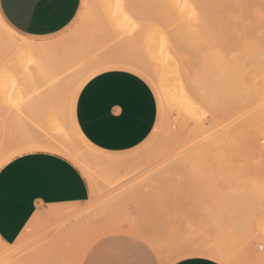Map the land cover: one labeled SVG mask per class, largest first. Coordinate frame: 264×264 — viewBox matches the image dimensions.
<instances>
[{
	"label": "rangeland",
	"instance_id": "374dc122",
	"mask_svg": "<svg viewBox=\"0 0 264 264\" xmlns=\"http://www.w3.org/2000/svg\"><path fill=\"white\" fill-rule=\"evenodd\" d=\"M104 1L81 0L76 16L62 30L47 36H31L29 38L35 41L59 40L64 46L65 43L62 38L66 39L67 37L66 42L69 41V43L67 42L64 46L67 51H65V59L68 58L70 62L78 61V64L88 61L92 63L95 69L99 67L101 62L121 59L119 57H122V59L129 58L133 62L146 63L145 65L150 68H148L150 73L153 72L152 76L155 80L158 77L157 67H159V63H180L182 64L180 74L184 78L183 82L186 87L191 86L190 92L194 95V100H197L196 105L200 101L198 104L200 107L197 106L192 115L193 117L182 115L181 111L168 104L156 92L154 78H152L154 82L146 80L151 86L158 104L157 121L150 135L134 149L115 154V157L121 159L115 163V166L112 164L113 166L103 167V165L94 164L90 167L88 173L77 166L90 185L91 197L89 206L84 212L87 211L86 213L89 214L92 211L91 219L89 218L82 225L71 228L70 231L67 227V220L58 219L55 216L51 217L52 219H43L29 229L27 240L14 251L15 253L13 251L9 252L19 244V241H17L18 244L16 242V245L13 246L0 245V264H69L71 254L76 259V248L80 245L79 241L76 242L78 244L69 242L67 240L68 233L74 234V232H77L75 234L80 239L81 237L91 238L99 232H109L106 231V227H113L114 222L115 225L120 222L119 225L128 227L129 224L125 220L132 221L130 225L133 228L135 227L132 224H136L135 229L138 230V234L141 231L149 232L151 238H156V240H152H154V243L158 242V249L150 242L152 240L147 239L146 241L141 237L142 234L144 237L145 233H140L139 236L134 231V233L127 230H113L112 232L130 233L141 238L153 249L160 260V264H168L170 259H174L170 261L172 263L176 261L175 256H180L177 251L182 247H196L199 245L206 247L221 245L228 256L227 264H264V226L261 223V221L264 222V138L262 137L264 136V87L262 80L252 78L251 75L246 74L249 69H245L246 72H243L245 70L242 71L246 74L245 76L243 74V78H236L237 75L234 74L237 67L243 65L241 68L243 69L248 66L247 62L249 63L247 46L236 39L238 38L236 37L238 31L235 32L233 19V15L236 14L235 5L226 0H216L215 2L213 0H172L174 2L171 0H117L119 4L115 2L116 0L112 3L113 0H109L110 4L108 2V5L105 6ZM197 1H199V4H197ZM221 2H224V5ZM204 4L207 5L204 6ZM116 6L123 11L120 15L126 14L129 16H123L125 17L123 18L119 15V17L118 13L121 12L117 10ZM111 7H115V11ZM215 7L216 12L214 13ZM201 14L205 15L202 21L198 19V15ZM210 14H212L211 18ZM191 16L194 20L191 19ZM188 19L192 22H188ZM68 53L70 57H68ZM98 57L103 58L100 60ZM242 57H247L246 59L243 58L242 62L244 64L241 62ZM239 63L241 65H238ZM209 64L218 65L225 72L224 78L221 80L222 88L218 91L220 95L219 108L213 106L214 110L209 108L211 105H208V101L206 102L205 99L203 100V98L193 93L197 91L194 89H200L198 88L200 86L207 90L213 85L211 76L205 73L210 66ZM17 78L18 76L14 73L1 76L0 107L3 108H1L2 110L8 108L9 111H14L17 107V109L21 108L19 105H22V101L28 100L31 93L38 90V88L37 90L35 88L38 87L40 81L36 83L32 80L27 86L19 88ZM193 79L196 81H193ZM190 83H195L194 88ZM70 88L66 87L61 100L58 97H53L56 102H54V99L51 100L53 106L50 108V113L45 112L44 119L40 118L39 124L37 120L36 122L30 119V123L28 121L23 126L15 123H12L15 124L14 126H11L12 124L9 126L4 125L6 122L4 120L7 119L2 118L0 120L4 125L0 122L2 145L6 143L5 141H8H4V134L9 137L12 136L11 134L14 136L22 132L29 133V135L43 136L47 131L46 120L50 117L53 118L52 120L62 121L70 127L69 116H67L70 93H72ZM56 99L61 103L58 101L57 104ZM216 123H218L219 128ZM213 125H215L214 129L216 127V129L221 130L217 129L218 133L215 129L219 136L215 135V132V134H211L212 131H215L214 129L212 131L208 130ZM196 126L204 127L203 130L207 132L199 127L197 129ZM224 126L227 127L221 129ZM227 128L233 130L227 142L219 144L220 146L205 147L207 139H210L209 137L212 135L213 138H216L215 136L220 137L224 134L222 130L225 131ZM257 135H260L259 138ZM74 142L76 144V141ZM252 143H255V148L252 147L254 146ZM77 144L81 151H88L87 145L82 146L84 147L82 148L79 145H82V143ZM203 147L204 149H202ZM245 147L250 149H245ZM259 150L260 152H258ZM245 151H248L249 154ZM89 152L97 155L103 154L91 148ZM234 157L238 159L234 160ZM220 165H222L221 168ZM222 167H224V170H229V173L226 171V179H228L226 181H230V184H228L229 187L231 186L230 188L227 185L228 182L224 183L225 173L223 175ZM231 169L233 172H231ZM250 169H252L253 175L248 171ZM246 170L250 174H247L246 177V173H244V177L243 172ZM240 173L241 176L243 174L242 177L246 180V183L243 178H240ZM248 175L251 176L250 181ZM230 178L236 179V182L232 183L233 181ZM228 188L229 195L230 191H235L234 193L231 192L232 195L230 196H227L226 193ZM237 188H240V192ZM236 192L239 193L238 196ZM225 201L229 204H226ZM244 202H247V205ZM231 203L232 205H230ZM129 205L135 207L133 214L129 213ZM245 206H248V211L250 209L249 212L247 211L250 216L244 211L247 209ZM227 211L230 215L232 214L230 217H228ZM256 211L258 212L253 217ZM260 212L262 213L260 214ZM222 214L225 215V219ZM238 214H240L239 217ZM234 215L235 217H233ZM241 220L244 223L247 222L244 224ZM237 221L242 223H239V225H242L239 226L240 230L237 228ZM243 225H246L247 229ZM243 227L245 229H242ZM249 227L252 228L253 232L250 231ZM58 231L62 233V240L57 242L56 235ZM86 231L90 232L92 236ZM86 235L89 237H86ZM51 239L54 241H51ZM71 244L74 245L73 248ZM31 249H33V253ZM29 250H31V254ZM188 256L196 255H182L180 258ZM74 258L72 259L73 262L75 261ZM46 260L50 262L47 261V263ZM70 262V264H74L72 261Z\"/></svg>",
	"mask_w": 264,
	"mask_h": 264
},
{
	"label": "crops",
	"instance_id": "0c3cea01",
	"mask_svg": "<svg viewBox=\"0 0 264 264\" xmlns=\"http://www.w3.org/2000/svg\"><path fill=\"white\" fill-rule=\"evenodd\" d=\"M80 4L81 0H36L24 9L23 0H0V20L15 34L35 41L29 37L51 35L66 27L76 16ZM157 117L158 104L149 83L121 68L106 69L91 76L80 89L74 107L80 133L90 144L108 154L124 153L140 145L152 132ZM90 197L87 179L66 157L42 150L17 155L0 168V241L8 246L15 244L26 227L29 231L47 218L45 212L50 208H56L58 219L67 220L70 231L91 219L93 212H84ZM128 209L131 214L135 212L132 205ZM36 213L39 216L33 219ZM75 233H68L67 240L83 241L85 245L80 250L82 254L79 251L80 259L76 264L84 261L103 264L109 260L160 264L153 249L134 234L102 232L94 239H80ZM61 234L57 233V241L62 240ZM83 242H79L81 246ZM171 264L221 263L196 255Z\"/></svg>",
	"mask_w": 264,
	"mask_h": 264
},
{
	"label": "bare ground",
	"instance_id": "6f19581e",
	"mask_svg": "<svg viewBox=\"0 0 264 264\" xmlns=\"http://www.w3.org/2000/svg\"><path fill=\"white\" fill-rule=\"evenodd\" d=\"M88 1V0H87ZM106 1V0H105ZM104 1V5H108V2L110 4V1L107 0L106 2ZM121 1V0H120ZM132 1V0H131ZM130 1V2H131ZM172 1V0H171ZM192 1V0H191ZM201 1V0H199ZM199 1H197V4H199ZM209 1V0H208ZM214 2L216 0H213ZM223 1V0H222ZM228 2H232L235 5V9H236V14L233 15V19H234V26H235V32L238 31V34L236 35V38L239 42H242L243 44H245L247 46V52L249 54V63L247 62V67L246 68H242L243 65H241V63H239L238 65H241V67H237L234 74L237 75L236 78H243V74L244 76L247 74L251 75L252 78H258L260 80H262L263 82V87H264V0H226ZM114 2L111 1V3ZM116 3L117 0L115 1ZM129 2V3H130ZM174 2V1H172ZM187 3V1H185ZM184 2V4L186 5V3ZM194 2V1H193ZM121 3V2H120ZM127 3V2H126ZM133 3V2H132ZM210 3V2H209ZM224 3V2H223ZM221 2V4H223ZM119 4V3H118ZM188 4V3H187ZM196 4V5H197ZM202 4V3H201ZM212 4V3H211ZM210 4V5H211ZM127 5V4H126ZM130 5V4H129ZM175 5V4H174ZM189 5V4H188ZM187 5V6H188ZM191 5V4H190ZM193 5V4H192ZM195 5V6H196ZM207 4H204V6H206ZM224 5V4H223ZM135 6V5H134ZM199 6V5H198ZM203 6V7H204ZM119 7V6H118ZM201 7V6H199ZM217 7V6H216ZM216 7L214 10V13L216 12ZM222 7V5H221ZM225 7V6H224ZM114 11H115V7H111ZM117 8V6H116ZM214 8V7H212ZM234 8V7H233ZM177 9V8H176ZM187 9V8H186ZM194 9V8H193ZM209 9V8H208ZM219 10V8H217ZM111 10V9H110ZM117 10L121 13H118V16L120 14H122V9L117 8ZM116 10V12H117ZM183 10V9H182ZM136 11V10H135ZM184 11H186L184 9ZM188 11V10H187ZM198 11V10H197ZM234 11V10H233ZM115 12V13H116ZM182 12V11H181ZM191 12V11H190ZM227 12V11H226ZM235 12V11H234ZM126 13V12H125ZM210 13V12H209ZM213 13V12H212ZM228 13V12H227ZM124 14V13H123ZM188 15V14H187ZM210 14V18H211ZM215 15V14H214ZM232 15V13H231ZM230 15V16H231ZM120 16H129V15H120ZM119 16V17H120ZM194 16V15H192ZM191 16V19H193V17ZM198 19L200 21H202V19L205 17V15L201 14L198 15ZM208 17V16H207ZM206 17V18H207ZM125 18V17H123ZM130 18V17H129ZM197 18V17H196ZM225 18V17H224ZM116 19V18H115ZM122 19V18H121ZM190 19V18H189ZM188 19V20H189ZM229 19V18H228ZM125 20V19H124ZM192 20H189L188 22H192ZM197 20V21H199ZM82 21V20H81ZM205 21V20H204ZM207 21V19H206ZM209 21V20H208ZM213 21V20H212ZM117 22V21H115ZM195 22V21H194ZM211 22V21H210ZM228 22V20H227ZM82 24V22H81ZM215 24V22H214ZM223 24V22H222ZM118 25V24H117ZM192 25V24H191ZM194 25V24H193ZM200 25V24H199ZM211 25V24H210ZM227 25V24H226ZM121 26V25H120ZM119 26V27H120ZM127 26V25H126ZM125 26V27H126ZM188 26V25H187ZM190 26V25H189ZM123 27V26H122ZM180 27H182L180 25ZM224 27V26H223ZM230 27V26H229ZM118 28V27H117ZM178 28V27H177ZM184 28V27H183ZM188 29V27H187ZM193 29V28H192ZM191 29V30H192ZM195 29V28H194ZM199 29V28H198ZM197 31V30H195ZM74 34V33H73ZM67 35V34H66ZM65 35V36H66ZM63 37V36H62ZM61 38V37H60ZM67 39V37H66ZM65 38H62V40L64 41V46L66 45ZM69 40V39H68ZM61 42L59 40H52V41H47V42H41V41H32L26 38H23L17 34H15L14 32H12L8 27H6L3 22L0 20V81H1V76H3L4 74H11L14 73L16 74V76H18L17 80H18V86L19 88L27 86L32 80L33 82L35 81L37 83V81H40L38 84V87H36L35 89L37 90V92L35 93H31L30 97L28 98V100H23L26 101L25 103L22 101V105L21 108L16 109L14 111H9L8 108L5 110H2L3 108L0 107V117L2 120V118H6L7 120H4V125H11L12 123L15 124H19L20 126L25 125V123L27 124L28 121L31 119L33 121H38L39 124V120L40 118L43 120L44 119V113H50V108L53 106L51 100L54 99L53 97H58L59 100H61L63 98L62 94L65 92L66 87L68 86L70 88V90H72L71 96H70V103H69V107H68V114L67 116H69V121H70V127H68L67 125H65L62 121H55L52 120L53 118L50 117L49 119H47V131L45 132V134L43 136L41 135H29V133H22L19 132V134H15L13 136V134H11L12 136H6V134H4L3 138L4 141L6 143L2 145L1 140H0V168L7 163L8 161H10L12 158H14L16 155H20L22 153L28 152V151H35V150H42V151H50V152H55L58 153L64 157H66L67 159H69L70 161H72L76 166H78L79 168H81L83 171H85L86 173H88V171L90 170V167L94 164H98V165H103V167H109L110 165L113 166L112 164H114L116 162H119L121 159H119L118 157H115V154H108L106 152H103L101 150H99L98 148L94 147L92 144H90L84 137L83 135L80 133V130L78 129L76 123H75V119H74V107H75V102H76V98L77 95L80 91V89L82 88V86L84 85V83L86 82V80H88L91 76H93L95 73L106 70V69H113V68H121V69H127L129 71H132L136 74H138L139 76H141L144 80H148V81H153L154 82V87L156 89V92L163 98L165 99V101H167L168 104H170L172 107L177 108L179 111L182 112V115H186L187 117H189L190 115L192 116L194 114V112L196 111L197 106H199V102L196 105V101L194 100L195 97L194 95L190 92V88L186 87L184 84V78H182L181 74H180V70H181V66L182 64L177 63V62H162L159 63V67L155 66L158 68V77L154 78V76H152V73H150L149 71V67H147V65H145L144 63L141 62H133L132 60H130L129 58H124L122 59V57H119L121 59H117V60H113V61H104L101 62L99 67H97L96 69L92 66V63L88 62V61H84L82 64H78L77 62H70L65 59V51H66V47H64L63 45L61 46ZM60 50V52H58ZM67 52V51H66ZM69 55V53H68ZM247 55V54H246ZM115 56V55H113ZM70 57V55L68 56ZM75 57V55H74ZM248 57V55H247ZM247 57H242L241 62L243 61V58H247ZM72 58V57H71ZM70 58V59H71ZM99 58V57H98ZM103 58V57H102ZM102 58H99L100 60ZM105 58V57H104ZM76 59V58H75ZM85 59V58H84ZM106 59V58H105ZM108 59V58H107ZM244 59V60H245ZM75 61V60H74ZM136 61V60H135ZM240 61V60H239ZM95 62V61H94ZM246 62V61H245ZM97 63V62H96ZM95 63V64H96ZM244 64V62H242ZM250 64V65H249ZM210 66L206 69V74L209 76H211L212 81H213V85L206 90V88L200 86L198 88L200 89H194L197 90L195 92H193L195 95L197 94L200 98H203V100L205 99V101H208V105L211 107L212 110H214V107L219 105V92L220 89L222 88V84H221V80L222 78H224L223 76L225 75V72L218 66L215 64H209ZM237 65V66H238ZM94 68V69H93ZM149 68V69H148ZM245 69H249L248 73L246 72ZM209 70V71H208ZM245 70V71H243ZM208 71V72H207ZM246 72L245 73H242ZM189 72V71H188ZM4 73V74H3ZM227 73V72H226ZM258 74V75H255ZM186 75V74H185ZM190 75V74H189ZM44 76V77H43ZM188 76V75H187ZM42 77V78H41ZM152 78H154L152 80ZM188 78V77H187ZM193 78V77H191ZM187 80V79H186ZM192 80V79H191ZM195 79H193L194 81ZM238 80V79H235ZM192 81V82H193ZM196 81V80H195ZM1 84V83H0ZM69 84V85H68ZM187 84V83H186ZM192 84L193 88L195 83H190ZM209 84V83H208ZM34 86V85H33ZM197 86V85H196ZM256 86V85H255ZM254 87V85H253ZM189 88V91H188ZM197 88V87H196ZM257 88V86H256ZM192 89V88H191ZM213 89V90H212ZM216 89V90H215ZM251 90L253 91V89L251 88ZM212 91V92H210ZM64 95V94H63ZM199 97L196 96V98L198 99ZM199 98V99H200ZM58 99L57 100V104H58ZM162 99V100H163ZM198 99V100H199ZM47 100V101H46ZM49 100V102H48ZM201 100V99H200ZM54 102L55 99H54ZM202 102V100H201ZM21 103V102H20ZM59 103H61V101H59ZM54 104V103H53ZM201 104V103H200ZM213 104V105H212ZM216 104V105H214ZM202 105V104H201ZM207 105V104H206ZM60 106V105H59ZM204 106V105H203ZM214 106V107H213ZM7 107V106H6ZM200 107V106H199ZM213 107V108H212ZM2 108V109H1ZM216 108H219L216 107ZM171 109V108H170ZM172 110V109H171ZM177 112V111H176ZM197 114V113H196ZM4 116V117H3ZM193 117V116H192ZM198 117V116H197ZM38 118V119H37ZM36 121V122H37ZM1 122V121H0ZM30 123V121H29ZM43 123V122H42ZM46 123V122H45ZM187 123V122H186ZM2 124V122H1ZM14 124V125H15ZM35 124V122H34ZM44 124V123H43ZM201 124V123H200ZM217 127H218V123H216ZM3 125V124H2ZM1 125V126H2ZM3 125V126H4ZM13 124L11 126H14ZM18 125V126H19ZM198 125V124H196ZM40 126L42 127V125L40 124ZM39 126V127H40ZM214 126H210L211 129L208 128V130L214 129ZM8 127V126H7ZM36 127V126H35ZM40 127V128H41ZM197 129L198 127L200 129H204V127H200V126H196ZM209 127V126H208ZM227 126L221 127V129L226 128ZM21 128V127H19ZM31 128V127H30ZM207 128V127H206ZM219 128V127H218ZM217 128V129H218ZM231 128V127H230ZM230 128H227L225 131L222 130V132L224 133L223 135H221L220 137L219 134H217L218 130L220 129H215V131H208L211 132V134L214 133L216 138H213V135L211 136V134H209L210 139H207V144L205 145L206 148L211 147H215L218 146L219 144H224L225 142H227L228 137L231 135V133L233 132V130H231ZM42 129V128H41ZM39 129V130H41ZM237 129V128H236ZM235 130V128H234ZM42 131V130H41ZM204 131V130H203ZM221 131V130H220ZM43 132V131H42ZM207 132V131H204ZM1 133V132H0ZM40 133V132H39ZM219 133V132H218ZM222 134V133H220ZM234 134V133H233ZM235 135V134H234ZM6 136V137H5ZM258 136V135H257ZM260 136V135H259ZM258 136V138H259ZM264 138V136H262ZM52 138V139H51ZM257 138V139H258ZM210 140V141H209ZM76 141L77 143H82L79 144L81 147L84 145H87L88 147V151H81L80 148H78V144H74ZM253 141V140H252ZM8 142V143H7ZM259 142V139H258ZM229 143V142H228ZM241 143V142H240ZM246 144V143H245ZM254 146L252 147H256L255 143ZM260 144V143H259ZM258 144V145H259ZM264 144V142H263ZM204 146V145H203ZM220 146V145H219ZM260 146V145H259ZM258 146V147H259ZM262 146V145H261ZM84 148V147H82ZM94 149L96 151L102 152L103 154L97 155V154H93L89 152V149ZM200 148V147H199ZM244 148V147H243ZM249 148V147H245ZM264 148V145H263ZM204 149V147L202 148ZM234 149V148H232ZM243 149V150H245ZM250 149V148H249ZM247 149V150H249ZM258 149V148H257ZM262 149V148H261ZM200 150V149H199ZM237 150V149H236ZM238 151V150H237ZM241 151V150H240ZM242 152V151H241ZM248 153V151H245ZM260 152V150L258 151ZM238 154L240 152H237ZM254 153V152H253ZM225 154V153H224ZM227 154V153H226ZM243 154V152H242ZM249 154V153H248ZM260 154V153H259ZM254 155V154H253ZM118 156V155H117ZM247 156V155H246ZM252 156V155H251ZM261 156V155H260ZM250 157V156H249ZM121 158V157H120ZM235 158V157H234ZM238 158H235L234 160H237ZM228 160H230L228 158ZM241 160V159H240ZM250 161V158H249ZM259 161V160H258ZM251 162V161H250ZM261 162V161H260ZM252 163V162H251ZM230 164V163H229ZM228 164V165H229ZM255 165V164H254ZM222 165H220L219 167L221 168ZM260 166V165H258ZM230 167V166H229ZM262 167V166H261ZM261 167H256V168H261ZM225 175H224V183L228 182L226 180L227 177V172L229 170H224V167H222ZM229 169V168H228ZM263 169V168H262ZM221 170V169H220ZM232 170V169H231ZM251 170V171H250ZM248 170L250 173H252L251 175H253V171L252 169ZM227 171V172H226ZM233 172V170L231 171ZM249 172L244 171V173H246V177L247 174H250ZM264 172V171H263ZM229 173V172H228ZM242 174V176H243ZM231 175V173H230ZM235 175V174H233ZM240 178H243L241 176V173L239 174ZM236 177H237V173H236ZM245 177V174H244ZM258 177V176H257ZM261 177V176H259ZM234 178V176H233ZM233 178H230L231 181H233L232 183L236 182V179L234 180ZM238 178V180L241 181V179ZM233 179V180H232ZM244 179V178H243ZM247 179V178H246ZM248 179L249 181L251 180V176L248 175ZM261 179V178H260ZM237 180V181H238ZM259 180V179H258ZM109 181V180H108ZM235 181V182H234ZM243 181L246 180L244 179ZM248 181V180H247ZM248 181V183H249ZM261 182V180H260ZM243 184H245L244 182H242ZM247 183V184H248ZM263 183V182H262ZM261 183V184H262ZM230 184V181L227 183V185ZM246 184V185H247ZM250 184V183H249ZM226 185V186H227ZM225 186V188H226ZM233 186V185H232ZM249 186V185H248ZM229 187V185H228ZM231 187V186H230ZM229 187V188H230ZM250 187V186H249ZM260 187V186H259ZM258 187V188H259ZM229 188L226 189L228 192H226L227 194L229 193ZM245 188V187H244ZM233 189V188H232ZM238 191L240 188H237ZM253 189V188H252ZM225 191V189H224ZM223 191V192H224ZM237 191V190H236ZM237 191V192H238ZM249 191V190H248ZM233 191H230V195H232ZM235 192V191H234ZM233 192V193H234ZM236 192V193H237ZM240 192V191H239ZM259 192V191H258ZM262 192V191H261ZM235 193V194H236ZM234 194V196H235ZM239 193H237L238 196ZM245 194V193H244ZM257 194V193H255ZM224 195V194H223ZM229 194L227 196H230ZM243 195V194H242ZM248 196V194H247ZM250 197V196H249ZM257 197V196H256ZM221 198V197H220ZM223 198V197H222ZM228 198V197H227ZM233 198V197H232ZM235 198V197H234ZM240 198V197H239ZM242 198V196H241ZM248 198V197H247ZM258 198V197H257ZM231 199V197H230ZM238 200V198H236ZM236 199H233L234 201ZM221 200V199H220ZM219 200V201H220ZM224 200V199H222ZM226 200V199H225ZM236 200V202H238ZM255 200V199H254ZM261 201V200H259ZM226 204H229V202L225 201ZM231 202V201H230ZM241 202V201H240ZM256 202V201H255ZM219 203V202H218ZM245 204L247 202H244ZM254 203V201H253ZM225 204V205H226ZM241 204V203H239ZM243 204V201H242ZM241 204V205H242ZM256 204V203H255ZM232 205V203L230 204ZM229 205V206H230ZM247 205V204H246ZM220 206V205H219ZM236 206V205H234ZM240 206V205H239ZM255 206V205H254ZM226 207V206H225ZM224 207V208H225ZM228 207V205H227ZM232 208V206H230ZM229 207V208H230ZM246 208L248 206H245ZM250 207V206H249ZM223 208V209H224ZM237 208V207H236ZM235 208V209H236ZM242 209V208H241ZM241 209L239 210L241 212ZM62 210V209H61ZM253 210V209H252ZM257 210V209H256ZM223 211V210H222ZM226 211V208H225ZM246 213H248L250 211H248V208L246 210ZM248 211V212H247ZM87 212V211H86ZM221 212V211H220ZM230 212V211H229ZM258 211H256L253 214V217H255L254 215L257 214ZM62 213V212H61ZM228 213V211H227ZM253 213V211H252ZM262 212H260L261 214ZM58 214L56 208L54 209H48L45 212V216L49 219L52 216H55ZM70 214V213H69ZM220 214V213H219ZM241 214V213H240ZM238 214V217L239 215ZM249 214V213H248ZM62 215V214H61ZM64 215V214H63ZM223 215V214H222ZM229 215V216H228ZM228 217H230V213H228ZM242 215V214H241ZM252 215V214H251ZM39 216L38 213H36V215L34 216L33 219H37V217ZM58 216H60L58 214ZM82 216V215H81ZM225 215H223L222 217L225 219L224 217ZM244 216V213H243ZM246 216H248L246 214ZM245 216V217H246ZM250 216V214H249ZM248 216V217H249ZM257 216V215H256ZM259 216V214H258ZM220 217V215H219ZM235 217V215L233 216ZM46 218V219H47ZM247 218V217H246ZM259 218V217H258ZM262 218V216H261ZM52 219V218H51ZM233 218H231L232 220ZM236 219V218H235ZM245 219V218H243ZM251 219V218H248ZM229 220V219H228ZM230 220V221H231ZM234 220V219H233ZM127 222V224H129L128 227H125L124 225H119L120 222H118V225H115L116 223L114 222V226L113 227H109L107 224V226L109 227H105L107 228L106 231L112 232L113 230H127V231H134L135 233H137V235H141L140 233H145L144 231L140 232L138 234V230H136V224H132L135 228L131 227L129 220H125ZM219 221V220H218ZM242 221V220H241ZM249 221V220H248ZM235 222V220H234ZM247 222V221H246ZM245 222V223H246ZM113 223V222H112ZM240 222L237 221V228H239V226L241 227L242 225H239ZM242 223H244L242 221ZM240 223V224H242ZM244 223V224H245ZM260 224V222H258ZM262 226H264V222L261 221ZM234 224V223H232ZM254 224V223H253ZM250 225H252L250 223ZM248 225V226H250ZM244 227L247 226L243 225ZM260 226V227H262ZM236 227V226H235ZM242 229H245V228ZM257 227V226H256ZM28 227H26L24 229V231L22 233H20V235L18 236L17 240L19 241V244L17 242V246L14 247L13 249L10 250L9 253H11L12 251L14 252L15 250H17L20 246H22V244L25 243V241L27 240V236H28ZM104 228V227H103ZM103 228H100L101 230H104ZM250 228V227H249ZM99 229V231H100ZM252 230V228H250ZM257 229V228H256ZM93 230V229H92ZM91 230V231H92ZM240 230V228H239ZM260 230V229H259ZM263 230V228H262ZM96 232V230H93ZM137 231V232H136ZM216 231V230H215ZM248 231V230H246ZM245 231V233H246ZM59 232V231H58ZM61 232V231H60ZM87 232V231H86ZM104 232V231H103ZM133 232V233H134ZM259 232V231H258ZM264 232V231H263ZM262 232V233H263ZM88 233V232H87ZM102 233V232H101ZM99 232V234H95L93 236V239L96 238V236H99L101 234ZM105 233V232H104ZM103 233V234H104ZM147 233V232H146ZM146 233L144 234L145 236L143 237L141 235V237L143 239H147L148 240H156V238H151L150 237V233L146 235ZM244 233V232H242ZM251 233V232H249ZM56 234V232H55ZM81 234V233H80ZM88 234L91 235V233L89 232ZM94 234V233H93ZM153 234V233H152ZM84 235V234H82ZM102 235V234H101ZM154 235V234H153ZM92 236V235H91ZM54 237V236H53ZM86 237H89L86 235ZM147 237V238H145ZM149 237V238H148ZM82 238V237H81ZM85 238V237H83ZM43 239V238H41ZM55 240V238H53ZM51 239V241H54ZM58 240V239H57ZM60 240V239H59ZM154 240L150 241L152 242V244H154L155 247H157L158 249V242L154 243ZM42 241V240H41ZM44 241V240H43ZM58 242V241H57ZM79 242H83V241H79ZM149 243V241H148ZM162 243V242H161ZM78 244V243H75ZM88 245V243H86ZM164 244V243H163ZM0 245L1 246H8L6 244H4L3 242L0 241ZM14 245V244H13ZM10 245V246H13ZM16 245V244H15ZM49 245V244H48ZM80 245V243H79ZM84 242L82 244V246H77L78 248H76V250H78V252H75L76 254V259L74 258V262H73V258L71 257L70 261H72V263L76 264V262L80 259V250L84 248ZM86 245V246H87ZM37 246V245H36ZM210 246V245H209ZM40 247V246H39ZM71 247L73 248L74 245ZM75 249V248H74ZM32 253H33V249ZM31 250H29L30 254H31ZM43 250V249H41ZM45 251V250H44ZM72 251V250H71ZM80 251V252H79ZM83 251V250H82ZM228 251V250H227ZM28 252V250H27ZM73 252V251H72ZM179 253V257L175 256V260L179 259L180 257H182V255H205L211 258L216 259L217 261H219L221 264H227L228 261V256L227 254L223 251L221 245L217 246V247H206V246H196V247H185L182 249H179L177 251ZM15 253V252H14ZM74 253V252H73ZM8 254V253H7ZM36 254V253H34ZM82 254V252H81ZM37 255V254H36ZM35 255V257H36ZM42 255V254H41ZM231 255V254H230ZM33 256V255H32ZM39 256V255H38ZM37 256V257H38ZM45 256V255H44ZM48 256V255H47ZM50 256V255H49ZM233 256V255H232ZM25 257V256H24ZM46 257V256H45ZM43 258V257H42ZM177 258V259H176ZM231 258V256H230ZM20 259V258H19ZM44 259V258H43ZM47 259V257H46ZM181 259V258H180ZM233 259V258H232ZM18 260V259H17ZM34 260V259H33ZM37 260V259H36ZM174 260V259H173ZM170 259V261H173ZM231 260V259H230ZM44 262V260H42ZM48 260H46L47 262ZM69 261V264L71 263ZM169 261V262H170ZM20 262V261H19ZM50 262V261H48ZM47 262V263H48ZM54 262V261H53ZM168 262V261H166ZM172 263V262H170ZM35 263V262H34ZM45 263V262H44ZM57 263V262H56ZM78 263V262H77ZM53 264V263H52Z\"/></svg>",
	"mask_w": 264,
	"mask_h": 264
},
{
	"label": "snow or ice",
	"instance_id": "6c2138e0",
	"mask_svg": "<svg viewBox=\"0 0 264 264\" xmlns=\"http://www.w3.org/2000/svg\"><path fill=\"white\" fill-rule=\"evenodd\" d=\"M36 2V0H23V7L24 9H27L30 5L34 4ZM23 15V13H22ZM121 187L123 185H120ZM83 264H90L89 261H84ZM99 264V262H98ZM103 264H125V262H121V261H113V260H109V261H104Z\"/></svg>",
	"mask_w": 264,
	"mask_h": 264
}]
</instances>
